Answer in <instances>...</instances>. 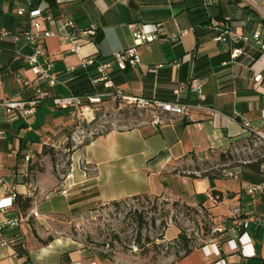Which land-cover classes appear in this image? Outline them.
<instances>
[{"label":"crops","instance_id":"0c3cea01","mask_svg":"<svg viewBox=\"0 0 264 264\" xmlns=\"http://www.w3.org/2000/svg\"><path fill=\"white\" fill-rule=\"evenodd\" d=\"M21 6L39 9L36 20L40 30L56 35L39 42V61L42 65L52 63L49 75L64 84L68 95V74L81 67L78 65L83 58L110 60L114 53L133 45L132 24L160 25L164 36L179 30L186 32L173 42H160L164 55L169 57L172 53L173 58L157 65L170 67L178 62L183 71L170 67V81L156 85L158 90L169 92L173 83L184 85L196 78L197 58H228L209 65L210 72L201 77L207 80L202 94L220 114L193 111L191 120L175 119L154 128L110 130L82 145H73L71 150L65 148V142L68 132L80 126L77 111L69 109L55 118L47 112L34 139L20 136L21 129L30 130L31 120L20 126L24 117L8 122L0 112V202L12 192L15 198L22 195L32 199L25 215L16 211L15 198L10 207L0 211V264H105L71 237L50 236L55 220L78 219L99 203L143 195L166 197L187 205L198 201V196H205L204 205L219 219L226 236H216L169 264H264V224L258 223L264 221V193L248 194V183L241 182L239 176L220 177L207 172L202 176L191 168L194 162L208 160L212 153L228 152L248 136L243 122L264 134V69L251 61L252 53L247 49L243 56L230 61V47L214 42L215 33L208 24L209 19H218L236 34L248 36L259 27L264 38V22L257 20H264V0H0V29L17 35L27 26L28 19L16 15ZM46 16L56 17V21L47 23ZM64 17L73 20L78 30L90 26L95 29L78 53H70L69 44L59 37ZM29 52L30 47L22 38L9 43L0 41V101L29 98L24 83L31 82L33 74L18 56ZM152 63L140 57L135 67L117 78L118 86L128 95L142 97V79L147 68L155 66ZM258 73L262 80L255 86L253 79ZM179 100L190 105L198 103L197 96L191 93L183 94ZM45 103L52 105L44 102L24 119L36 116ZM58 148L69 151L68 165L56 164L53 168L55 163L44 151ZM25 157L30 159L26 161ZM59 166L64 168L60 172ZM62 189L66 195L59 194ZM212 190L221 193L219 201L210 196ZM220 207L225 208V214L218 213ZM235 208L240 209L248 224L233 237L230 211ZM179 233L176 227L169 226L165 237L176 240ZM49 237L50 242L43 244Z\"/></svg>","mask_w":264,"mask_h":264},{"label":"rangeland","instance_id":"374dc122","mask_svg":"<svg viewBox=\"0 0 264 264\" xmlns=\"http://www.w3.org/2000/svg\"><path fill=\"white\" fill-rule=\"evenodd\" d=\"M179 30L178 32H183ZM191 31V29H190ZM173 34V33H172ZM137 56L150 60L155 66L158 62L172 60L173 54L166 57L162 51L160 41L143 44L137 49ZM144 64V61H142ZM81 66V62L79 65ZM56 89L51 95L56 97L68 96L67 88L62 82H56ZM67 94V95H66ZM69 109H58L45 103L38 114L30 119H21L20 126H26L30 121L28 132L21 129V137L34 139L36 129L44 124L47 112L51 117H59L68 113ZM92 120H80V126L75 131L68 132V141L65 148L73 145H82L88 139L106 133L110 130L126 129L133 126L150 127L152 114L150 110L140 109L134 105H126L112 99H104L94 106ZM54 157V166L68 163L69 151L58 148L51 153ZM262 160L264 167V139L256 135H248L238 141L231 149L221 155L215 152L208 160L193 163L192 169L223 176V171H240L247 163ZM60 166L57 170L62 171ZM166 197L139 196L113 203H99L78 219L58 218L55 220L54 230L50 236H69L91 255L105 264H169L180 255L179 246L174 240L165 237L169 226L176 227L188 237L190 247L206 243L212 235L225 239V235L214 232L220 228L213 212L207 205L198 206V201L188 204L191 209L182 207ZM187 205V204H186ZM232 211V210H231ZM230 211V213H231ZM226 213L220 207L218 213ZM142 220L143 228L138 229V221Z\"/></svg>","mask_w":264,"mask_h":264},{"label":"built area","instance_id":"2783aa9c","mask_svg":"<svg viewBox=\"0 0 264 264\" xmlns=\"http://www.w3.org/2000/svg\"><path fill=\"white\" fill-rule=\"evenodd\" d=\"M122 1V0H120ZM39 9H27L26 7H18L16 9V15L18 17H24L28 19L27 26L21 30L17 35H12L10 31L2 28L0 29V41L2 43L14 42L18 38H22L25 43L30 47V52L26 55H18L22 64L27 67L33 74V80L31 82H25L24 88L29 90L30 96L26 100L14 101L3 99L0 101V112L4 113V118L8 122L16 121L19 117L32 116L37 108L44 102L49 101L53 107L58 109H72L80 114L82 120L88 122L92 120L94 106L100 104L104 99H112L126 105H134L137 108L150 110L152 118L150 120V127L154 128L157 125L164 123H172L175 119L191 120L193 111H201L207 114L218 115V113L207 101L202 90L207 83L205 78H192L186 84L173 83L170 87V92L174 97L173 101H162L155 98L145 99L140 96L128 95L125 90L116 85L111 77L113 71L124 70L126 66L130 68L135 67L139 63L136 48L137 46L152 43L155 41L168 42L175 41L178 37L186 34L185 31L178 32L171 36H164L160 25L148 27L141 24L130 25L131 35L133 39V45L125 50L116 52L112 55L109 61L96 62L94 57H86L81 60V66L83 68L89 67L96 62V75L91 80L92 85H99L102 87V91L93 96L79 97L69 94L68 96L56 97L51 95L52 88L55 86L56 81L49 75L52 69V63L42 65L40 63L41 51L38 44L45 38H53L56 35L51 31H41L40 24L36 18L40 17ZM45 21L47 23H53L56 21L51 16H46ZM60 24L59 37L62 41L69 44V52L72 54L78 53L83 44L87 42L86 38L95 34V29L90 26L84 30H78L73 20L70 18H63ZM209 27L215 33L214 42L218 44H227L230 47V61H234L243 56L245 49L252 53L251 61L261 65L264 69V38H262L259 27L251 35H238L231 31L224 21L217 19H211ZM256 57H253V55ZM180 63L173 62L170 67L179 68ZM163 65H156L147 68V72L151 74L157 73L162 69ZM262 77L260 73L254 76V85L259 86ZM185 93L195 94L198 98V103L190 105L185 102H181L179 98ZM197 127L200 125L197 123ZM243 131L247 135H256L264 139V134H259L253 130L246 122L242 123ZM30 158L25 157L28 161ZM86 170L85 167L82 168ZM262 173H264V167H262ZM239 171H223V175L226 177L238 176ZM1 182V180H0ZM248 194L264 193V183L248 184L246 187ZM59 194L66 195L67 191L62 189ZM15 198V194L12 192L10 196L0 202V211L4 208L10 207L12 201ZM230 220L232 227L230 229V235L236 237L247 226L248 219L242 217L239 208L232 209L230 213ZM258 223L264 224V221H258ZM15 225V224H14ZM221 235L224 231L221 228L214 230Z\"/></svg>","mask_w":264,"mask_h":264},{"label":"trees","instance_id":"16d2710c","mask_svg":"<svg viewBox=\"0 0 264 264\" xmlns=\"http://www.w3.org/2000/svg\"><path fill=\"white\" fill-rule=\"evenodd\" d=\"M248 9V8H245ZM250 14L254 15L255 12L254 11H249ZM198 12H195V14ZM19 18H26V16L24 17H19ZM56 17H54L55 19ZM211 19L208 20V24L210 22ZM218 20V19H217ZM260 23L264 22V20L262 19H257ZM209 29L211 31H213L210 27ZM253 57H256V55L254 54ZM228 57H220V56H216L210 59H206V57H200L196 59V67H195V71H196V78H201L203 76H205L206 74H208L210 72V69H208L207 67H209V65L213 64V65H217L220 64L223 60H226ZM96 62H105L108 61V58H101V57H97L95 58ZM96 62L95 64L83 68L82 66L78 69H75L73 71H71L68 76H69V80L67 81L68 87L70 89V94L71 95H75V96H79V97H85V96H93L96 95L98 93H100L102 91V87L99 85H92L91 84V80L92 78L95 77L96 75ZM130 67L126 66V68L124 70H116L111 74V77L114 81V83L116 85L119 84V82L117 81V78H119L124 72H126ZM179 68H181L180 71H183L182 68V64L179 65ZM170 75H171V68L170 67H163L162 69L158 70L157 73L155 74H151V73H146V75L143 77L142 79V84H143V94L142 97L145 99H151V98H155L158 100H162V101H173V96L171 94V92H167V91H162V90H158L155 88L156 85L158 84H163V83H168L170 81ZM188 82V81H187ZM29 91V90H28ZM66 149H69V146L66 147ZM53 151L49 150V151H44V154H48L50 161L54 162V157L51 154ZM226 153V152H225ZM224 153H221V155H223ZM68 165V163H67ZM262 160L258 161V162H253V163H247L241 167V170L239 171V179L241 182L244 183H248V184H259V183H264V173H262ZM197 171V170H195ZM199 172V171H197ZM203 175H207V173L202 174ZM215 176H219V175H215ZM191 177L194 178L193 175H191ZM210 196L212 198H216L217 201H219L221 199V193L219 191L216 190H212L210 192ZM139 197V196H137ZM137 197H133V198H137ZM207 197L205 196H198V206L201 208L202 206H204V203L206 201ZM124 201V200H122ZM31 203H32V199L30 197H26V196H22V195H16L15 198V203L14 206L16 208V211L20 214V215H25L29 208L31 207ZM113 204H117L118 202H112ZM179 203L176 201L174 202L172 205L173 206H177ZM182 207L184 209H192L191 207H189L186 204H183ZM242 217H244L242 215ZM245 218V217H244ZM143 228V222L142 220L138 221V229L141 230ZM216 235H212V238H215ZM209 239V240H210ZM51 238L49 237L43 244H46L48 242H50ZM174 242L179 246L181 254L180 255H176V260L188 255L193 248L195 247H190L189 246V239L188 237L185 235V233H183L182 231H180V233L178 234V237L176 240H174ZM197 247V246H196Z\"/></svg>","mask_w":264,"mask_h":264}]
</instances>
